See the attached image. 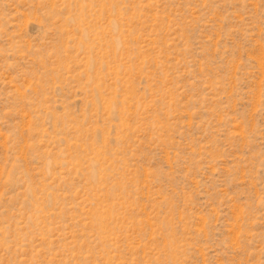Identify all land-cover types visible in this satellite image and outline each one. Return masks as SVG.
<instances>
[{
	"label": "rangeland",
	"instance_id": "374dc122",
	"mask_svg": "<svg viewBox=\"0 0 264 264\" xmlns=\"http://www.w3.org/2000/svg\"><path fill=\"white\" fill-rule=\"evenodd\" d=\"M0 264H264V0H0Z\"/></svg>",
	"mask_w": 264,
	"mask_h": 264
}]
</instances>
